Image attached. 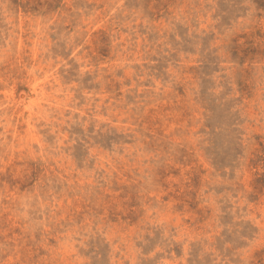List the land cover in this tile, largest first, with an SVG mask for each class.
<instances>
[{
	"label": "rangeland",
	"instance_id": "374dc122",
	"mask_svg": "<svg viewBox=\"0 0 264 264\" xmlns=\"http://www.w3.org/2000/svg\"><path fill=\"white\" fill-rule=\"evenodd\" d=\"M0 264H264V0H0Z\"/></svg>",
	"mask_w": 264,
	"mask_h": 264
}]
</instances>
